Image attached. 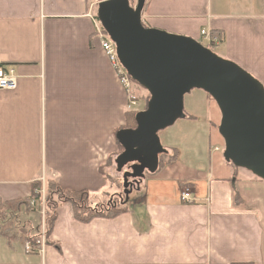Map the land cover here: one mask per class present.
<instances>
[{"label": "crops", "instance_id": "1", "mask_svg": "<svg viewBox=\"0 0 264 264\" xmlns=\"http://www.w3.org/2000/svg\"><path fill=\"white\" fill-rule=\"evenodd\" d=\"M99 1L0 0V65L16 73V87L0 89L2 202L27 197L42 173L86 192L91 208L113 188L101 167L118 154L115 133L128 116L94 32ZM141 20L195 40L203 28L220 33L217 55L264 86V0H145ZM204 93L200 105L216 122ZM208 134L175 148L114 216L79 220L70 202L58 205L43 254L0 233V264H264V180L226 162L214 149L218 130ZM184 190L193 200L181 199Z\"/></svg>", "mask_w": 264, "mask_h": 264}, {"label": "water", "instance_id": "2", "mask_svg": "<svg viewBox=\"0 0 264 264\" xmlns=\"http://www.w3.org/2000/svg\"><path fill=\"white\" fill-rule=\"evenodd\" d=\"M144 2L101 0L96 8L119 62L149 94L146 108L134 115L135 126L115 133L122 147L114 160L116 170L126 168L120 203L146 172L157 170L159 156L167 152L157 133L185 117L183 97L192 89L206 92L220 111L224 160L264 180V86L194 38L144 26Z\"/></svg>", "mask_w": 264, "mask_h": 264}, {"label": "rangeland", "instance_id": "3", "mask_svg": "<svg viewBox=\"0 0 264 264\" xmlns=\"http://www.w3.org/2000/svg\"><path fill=\"white\" fill-rule=\"evenodd\" d=\"M131 2H132V4H135V0H131ZM197 41L205 47L208 46L207 42H205L201 37L198 38ZM208 47L216 54L221 53L220 48H218L217 46H215L214 48H212L211 46H208ZM117 80H118V78H117ZM120 86H121V84H120ZM134 87H135V90H134L135 100H136L137 104L135 105V107L133 109L129 108V110H128L126 108V110H127L126 113L128 114L127 116L129 117V119L127 120L126 125L122 126L121 128H125L128 125H129L128 127H132L131 124L133 125L132 122L134 120V115L136 114V112L140 111V110H144L146 108V96L147 95L149 96L148 92L146 90H144V88L139 86L136 82L134 84ZM199 94H205V93L201 89H192L189 93H186L183 97V110H184L185 116H186V114L188 116L185 118L178 119L175 121V123L173 125L158 131L157 135H158L160 144L166 150L168 148L171 150L176 148L178 150L182 145L187 144L190 141L191 142L197 141V143H201V142L205 143V141L207 142V136L209 135L208 134L209 129L212 128V126L214 127V129L217 132L218 125H219V123L217 124V121L218 120L220 121V111H219V113H217L218 118H216V122H215L213 119L214 116H212V117L209 116L210 109L204 108L203 106L200 105ZM208 97L211 98L210 96H208ZM211 102H213V101H211ZM191 111H192L193 115L190 114ZM206 129H208V133H207ZM220 138L222 140V144L220 146H217V147H216V145H214L215 147L211 146V153H213L214 149H216V148L218 149V147H219V153H223L224 142H223V139L221 136H220ZM175 143H176V145H175ZM213 147H214V149H213ZM120 152L121 151L119 148L118 154ZM166 153H168V155L171 154V152H169V151H167ZM118 154H116L114 156V158L108 157L107 160L105 161L104 165H102V167H101L102 168L101 172L104 174L105 177H107V179H109L108 180V181H110L109 185H111L113 188L109 192L110 194L107 195L104 199H102V196H99V198L102 200H100V202H97V204H95L93 206L94 208H96V207L99 208L101 205H104V206H109L110 204L113 205L116 202L118 204V200L120 199V196H122V197L124 196L123 195V186H122V173H123L124 169H126V168H123L121 171L116 170L114 159ZM166 156L167 155L161 154L159 156V162L161 160L162 163H164L165 162L164 159L166 158ZM182 156L188 158V154L185 152H183ZM151 175H153V174H151L150 172H146L145 176H144L145 180L147 179L146 178L147 176H151ZM40 177L42 180L39 179ZM46 180L47 179L45 178V175L43 173L35 180L36 182H40V184H41L40 190L42 188H43V191H44V189H46ZM129 180H131V179H129ZM148 183L151 184V181L148 180ZM44 193H45V191H44ZM132 195L133 194H131V196ZM40 198L44 200V209L46 211L44 194L41 195ZM41 199H40V201H41ZM37 208L38 209L42 208L41 203L38 205H36V204L31 205V211L30 212L25 211L24 209H20V211L17 212V219L14 221L13 224H15L17 226V228H21L20 226H22V224L28 225L27 222L33 224L34 225V226H32L33 230L30 227V231H32V233H29V231H27V228H28L27 226H24L23 230L25 231V233L27 232L28 235L31 234L33 237H37V239H42V229L44 228L43 219H42L43 216H42V213L40 211L39 212L37 211ZM12 219H14L13 216H11L10 220H12ZM10 222L12 224V221H10ZM44 225L46 226V222L44 223ZM0 226H4V225L1 224ZM5 226H7V225H5ZM11 233L12 234H10V232H8V233H5V235H9V236L14 235L13 232H11ZM3 242L4 241L2 239H0V254L2 253L3 249H7V247L4 245ZM21 245H23V241L21 242Z\"/></svg>", "mask_w": 264, "mask_h": 264}, {"label": "trees", "instance_id": "4", "mask_svg": "<svg viewBox=\"0 0 264 264\" xmlns=\"http://www.w3.org/2000/svg\"><path fill=\"white\" fill-rule=\"evenodd\" d=\"M144 5H145V2H144ZM213 33L221 41V34L216 32V31H214ZM214 47H212V48H214ZM148 97L149 96L147 95L146 96V102L148 101ZM127 119H129V117H127ZM132 123H133V125L131 124V126L134 127L135 121L133 120ZM128 126H126V127L132 128V127H128ZM118 145H119V143H118ZM119 147H120V151H122V147L120 145H119ZM175 157H176V151L173 149V152L168 157L166 156V158L164 160H165V162H169L170 160L175 159ZM159 164L162 165L163 164L162 161L159 162ZM40 186H41L40 182L34 181L31 184L30 194L27 197H25L23 199L8 200V201H4V202L0 201V223L2 225H4V226H0V233L5 234V233L10 232V234H12L11 232H13L14 235L10 236V237L8 235V238H13V237L15 238V235H16V236H19V238L22 239L23 242L25 240H29L30 242H32L34 244V243L39 241V239H37V237H33L31 234H29L30 235L29 236L27 234V232L25 233V231L23 230L24 229L23 227L27 226L28 227L27 231H29V233H31L29 222H27L28 225L23 224V226H20L21 228H17V226L15 224H13L14 220L13 219L10 220V218L12 215L11 213L17 215V212L20 211V209H24L25 211H28V212L31 211L30 201L33 199V200L39 202V200H40V197H41V193L39 192ZM44 191H45L44 198H45V204H46L45 238H46L47 243H48V237H49V234L51 231L52 223H53L54 218H55V210L58 207V205H60L63 202H70L73 205V207L75 209L76 218L79 220H88L90 217H93L95 215L114 216L123 210V208L121 206H119L120 204L123 205V203L119 202L120 199L118 200V204L116 202L115 204H113V205L110 204L109 206L101 205L99 208H97V207L91 208L88 204V203H90V200L88 201V196H87L86 192H84L82 190L78 191V192L66 191L57 182H55L54 180H51V179L46 180V189H44ZM83 209H90L91 210V212H89L88 217H85V218L82 217L81 211ZM10 221H12V224ZM5 225H7V226H5Z\"/></svg>", "mask_w": 264, "mask_h": 264}, {"label": "built area", "instance_id": "5", "mask_svg": "<svg viewBox=\"0 0 264 264\" xmlns=\"http://www.w3.org/2000/svg\"><path fill=\"white\" fill-rule=\"evenodd\" d=\"M94 32L99 38L100 46L104 54L106 55L110 65L114 69V72L118 78L119 83L121 84V87L123 89L125 100H126V108L129 110V108H134L136 103L135 100V94H134V82L126 72V70L123 68L121 63L119 62L117 52H116V46L115 43L110 39V37L107 35V33L104 31L101 23L97 19L96 15H90ZM200 37L207 42L208 46L214 47L220 42V39L213 33L210 32L207 29H201L200 30ZM207 46V47H208ZM209 48V47H208ZM16 87V73L12 66H4L0 65V89H14ZM217 149V148H216ZM43 178V177H42ZM41 179V177L39 178ZM42 180V179H41ZM41 192V195L44 194L43 188L39 190ZM182 200L191 201L193 200L191 196V192L188 190H184L180 195ZM41 199V198H40ZM41 203L40 209L37 208V211L42 213V219H43V226L42 229V239H39L38 242L32 243L29 240H25L23 242V248L26 253H40L43 254L45 251V246L47 245L46 238H45V209H44V200L41 199L39 202L35 200L30 201V207L31 205H38ZM13 220L15 221L17 219V215L13 214ZM23 226V224H22Z\"/></svg>", "mask_w": 264, "mask_h": 264}, {"label": "flooded vegetation", "instance_id": "6", "mask_svg": "<svg viewBox=\"0 0 264 264\" xmlns=\"http://www.w3.org/2000/svg\"><path fill=\"white\" fill-rule=\"evenodd\" d=\"M165 154V153H164Z\"/></svg>", "mask_w": 264, "mask_h": 264}]
</instances>
